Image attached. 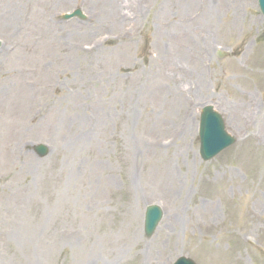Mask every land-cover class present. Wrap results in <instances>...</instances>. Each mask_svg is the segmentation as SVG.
I'll return each instance as SVG.
<instances>
[{
  "label": "rangeland",
  "instance_id": "1",
  "mask_svg": "<svg viewBox=\"0 0 264 264\" xmlns=\"http://www.w3.org/2000/svg\"><path fill=\"white\" fill-rule=\"evenodd\" d=\"M256 1L212 0L208 15L201 0H0V264H264ZM75 8L85 20L59 18ZM205 103L235 137L210 161ZM214 178L231 180L225 195ZM152 203L163 217L146 238Z\"/></svg>",
  "mask_w": 264,
  "mask_h": 264
},
{
  "label": "water",
  "instance_id": "2",
  "mask_svg": "<svg viewBox=\"0 0 264 264\" xmlns=\"http://www.w3.org/2000/svg\"><path fill=\"white\" fill-rule=\"evenodd\" d=\"M259 7L264 15V0H258ZM79 16L80 12L75 10L70 15H64L65 18ZM199 153L203 160H209L221 149L231 145L233 138L225 133L224 125L221 117L217 112H214L212 106L207 105L202 108L199 122ZM39 155H44L46 150L41 145L36 147ZM162 212L157 206H149L145 213L144 231L147 236H150L155 229ZM174 264H194L190 259L181 257Z\"/></svg>",
  "mask_w": 264,
  "mask_h": 264
},
{
  "label": "bare ground",
  "instance_id": "3",
  "mask_svg": "<svg viewBox=\"0 0 264 264\" xmlns=\"http://www.w3.org/2000/svg\"><path fill=\"white\" fill-rule=\"evenodd\" d=\"M212 0H201V3H200V6L201 8L203 9V13L204 14H208V15H213V14H216L217 13V9L215 8V6H213ZM226 1V0H225ZM227 1H230V0H227ZM122 11L120 9H118V14L121 15ZM200 56L202 57L203 55L201 53H199ZM183 86H178V90L179 91H183ZM242 121L247 124L248 122H250L252 119H256L257 121L260 122V124H262L263 122V119L260 118V114L259 112H256L254 110V108H247L245 107L244 110L242 111ZM161 167H162V170L161 171V177L163 179H166L167 177L171 178L172 181H173V184H175L177 181H178V177H177V174L174 172V168L171 166V161L169 160H163L162 163H161ZM229 177L232 179L234 177V174L233 173H229ZM231 181V180H228V181H222L221 179H212L211 180V185L212 186H221V190L218 191L217 193L220 194V195H225L226 193V186L228 184V182ZM171 188H175V187H172L170 186ZM216 214V213H215ZM215 214L213 216H215ZM255 215L254 214H251L250 215V218H253ZM198 223V222H197ZM204 227L206 228H211V224L210 223H205L203 224ZM136 231V228H134L131 232L134 233ZM154 249L155 248H159V244H157V246L153 247ZM224 257L223 255H221L220 253H215L213 252V259L215 260H218V261H222L220 258ZM151 259L149 257V254L148 253H145V255L143 256L142 260L138 261L136 264H151Z\"/></svg>",
  "mask_w": 264,
  "mask_h": 264
}]
</instances>
